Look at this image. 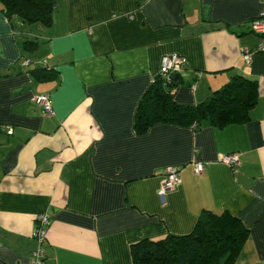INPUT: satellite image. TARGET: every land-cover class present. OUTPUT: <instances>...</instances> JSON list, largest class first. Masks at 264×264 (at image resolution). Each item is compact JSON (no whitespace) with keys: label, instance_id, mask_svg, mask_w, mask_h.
<instances>
[{"label":"crops","instance_id":"1","mask_svg":"<svg viewBox=\"0 0 264 264\" xmlns=\"http://www.w3.org/2000/svg\"><path fill=\"white\" fill-rule=\"evenodd\" d=\"M262 3L60 0L49 27L0 7V264H30L38 216L50 222L44 264H132V243L187 235L206 210L248 230L233 264H264V52L249 64L241 53L260 42L250 23ZM169 55L186 60L172 93L180 106L235 76L255 81L248 120L137 133L139 102ZM44 67L56 77L37 81L31 71ZM230 154L238 164L218 161ZM168 168L180 183L161 198Z\"/></svg>","mask_w":264,"mask_h":264},{"label":"trees","instance_id":"2","mask_svg":"<svg viewBox=\"0 0 264 264\" xmlns=\"http://www.w3.org/2000/svg\"><path fill=\"white\" fill-rule=\"evenodd\" d=\"M60 0H0L2 12L21 22L39 23L49 27ZM37 81L56 77V71L44 67L31 71ZM176 83L158 76L140 100L135 115V131L142 133L158 123L179 125L208 121L216 128L248 120V112L258 99L255 81L235 76L205 102L194 107L180 106L172 101ZM248 230L240 220L223 212L203 211L192 231L183 236L168 234L153 240L144 238L130 245L132 264H233Z\"/></svg>","mask_w":264,"mask_h":264},{"label":"built area","instance_id":"3","mask_svg":"<svg viewBox=\"0 0 264 264\" xmlns=\"http://www.w3.org/2000/svg\"><path fill=\"white\" fill-rule=\"evenodd\" d=\"M250 28L253 34L260 37V42L254 51L249 49L241 50L242 56L248 64L251 62L253 53L264 52V3H262V8L257 17L251 21ZM185 62V58L178 55L164 56L160 64L159 77L164 81V83L170 84L173 81L171 76L173 74H180L183 70ZM25 64L28 65V62H25ZM34 102L42 105L45 114H52L51 102L48 95L37 96L34 98ZM8 131L11 133V130ZM218 161L228 166L238 164V158L234 154L219 156ZM203 167L202 163L196 162L194 164L195 174H201ZM179 183L180 178L178 170L176 168H168L166 170L164 184L162 188H160L158 196L161 198L164 197L168 192L173 191ZM36 223L37 225L34 229L33 237L38 241L39 247L32 252L30 264H44L45 252L42 245L46 240L47 228L50 222L48 216L42 215L38 216Z\"/></svg>","mask_w":264,"mask_h":264},{"label":"water","instance_id":"4","mask_svg":"<svg viewBox=\"0 0 264 264\" xmlns=\"http://www.w3.org/2000/svg\"><path fill=\"white\" fill-rule=\"evenodd\" d=\"M176 77H177V75H176V74H173V75L171 76V79H172L173 81H175Z\"/></svg>","mask_w":264,"mask_h":264}]
</instances>
